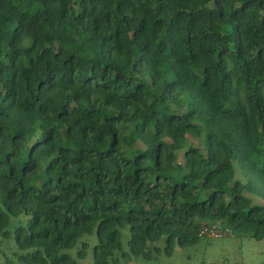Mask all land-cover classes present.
<instances>
[{"label":"trees","instance_id":"trees-1","mask_svg":"<svg viewBox=\"0 0 264 264\" xmlns=\"http://www.w3.org/2000/svg\"><path fill=\"white\" fill-rule=\"evenodd\" d=\"M256 197L264 0H0V237L19 264H91L92 234V264L171 257L203 227L262 240Z\"/></svg>","mask_w":264,"mask_h":264},{"label":"rangeland","instance_id":"rangeland-1","mask_svg":"<svg viewBox=\"0 0 264 264\" xmlns=\"http://www.w3.org/2000/svg\"><path fill=\"white\" fill-rule=\"evenodd\" d=\"M184 98L186 97L184 96ZM186 136H188L192 144L201 146L203 143L199 133L195 130H189L186 133ZM180 161L183 162L182 156ZM236 167L238 169L240 167L238 162L236 163ZM241 177V174L238 172L237 178ZM255 202L264 204V201L258 197L255 198ZM19 221L20 218H12L11 224L8 228L12 233H14ZM122 232L123 251L127 252L129 251V240L131 238V234L128 227L123 229ZM82 240H88L91 243L89 258L91 259L92 264V250L98 243L97 236L96 234L86 235L82 238ZM161 247H163L162 244ZM17 251L18 248L14 238L10 239L1 235L0 264H6L7 260L12 261L14 264H19L16 256ZM69 252L77 259V247L71 249ZM117 255L120 256V262L117 264H264V239L257 240L240 235L235 237L202 236L197 245L187 248H177L171 257L166 256L164 252L156 254L151 259L131 257L126 260L121 256V252ZM81 263L84 264L86 262H78V264Z\"/></svg>","mask_w":264,"mask_h":264},{"label":"built area","instance_id":"built-area-1","mask_svg":"<svg viewBox=\"0 0 264 264\" xmlns=\"http://www.w3.org/2000/svg\"><path fill=\"white\" fill-rule=\"evenodd\" d=\"M229 230H223L221 227H203L201 235L211 237H222L228 234Z\"/></svg>","mask_w":264,"mask_h":264}]
</instances>
